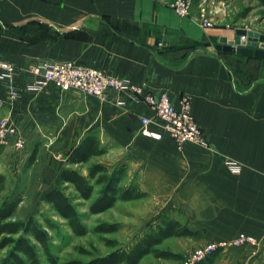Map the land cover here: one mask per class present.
<instances>
[{
  "label": "crops",
  "instance_id": "1",
  "mask_svg": "<svg viewBox=\"0 0 264 264\" xmlns=\"http://www.w3.org/2000/svg\"><path fill=\"white\" fill-rule=\"evenodd\" d=\"M174 1L0 0V59L19 69L36 60L96 68L143 95L165 93L176 107L188 96L209 148L179 149L165 134L142 135L141 116L152 118L151 131L162 132L144 103H101L53 84L29 93L23 72L16 77L20 97L0 108V118L11 119L28 142L69 150L58 183L70 152L95 139L102 156H115L108 171L125 166L141 192L181 212L170 219L183 220L197 239L244 233L260 246L253 257L247 246L230 249L241 256L233 264H264V60L217 51L219 39L233 40L239 28H205L196 0L187 17L173 12ZM6 94L0 83V96ZM227 160L237 163V173Z\"/></svg>",
  "mask_w": 264,
  "mask_h": 264
},
{
  "label": "rangeland",
  "instance_id": "2",
  "mask_svg": "<svg viewBox=\"0 0 264 264\" xmlns=\"http://www.w3.org/2000/svg\"><path fill=\"white\" fill-rule=\"evenodd\" d=\"M198 5L206 4L209 7L212 24L220 26L236 27L264 35V12L255 0H196ZM22 150H16L12 142L6 145L3 156H0V173L5 177L4 191L0 193V206L7 200L19 198V203L13 216L12 222H26L30 218L48 234L51 255L56 264H65L70 261L90 262L96 258L104 257L116 250H128L138 240L149 234L156 233L163 228L170 218H179L181 212L173 210L168 204L161 202L149 195L130 201H116L113 207L100 214H90L89 206L97 197L99 187H95L94 193L89 200H76V193L71 187L58 183L59 164L67 148H52L47 142L26 141ZM34 153V160L29 161L30 154ZM14 157H11V156ZM54 155V156H53ZM94 162L108 165L115 162V156H100L92 159L84 165L69 166L86 175L88 166ZM134 174L126 176L121 185L137 184ZM55 186L62 189L68 196L73 198L77 211L81 214L82 223L86 227V234L75 235L68 227L65 220L59 218L50 206L42 201L45 192ZM75 199V200H74ZM45 219L56 226L49 229ZM182 225L185 222L182 220ZM117 225L113 233L100 234L95 232L99 225ZM234 238V237H233ZM30 242L36 246L37 253L42 264H50L46 255L39 245L28 236ZM232 239V238H231ZM230 240V239H228ZM218 241H202L197 238L171 237L164 240L157 248L162 251L176 254V259H159L152 255L145 256L139 264H186L187 261L199 249L210 243ZM114 243V245H110ZM219 251L213 264H233L232 260L240 259L241 256L234 251ZM13 251V246L0 249V264ZM248 257H253L257 251L246 252Z\"/></svg>",
  "mask_w": 264,
  "mask_h": 264
},
{
  "label": "trees",
  "instance_id": "3",
  "mask_svg": "<svg viewBox=\"0 0 264 264\" xmlns=\"http://www.w3.org/2000/svg\"><path fill=\"white\" fill-rule=\"evenodd\" d=\"M264 12V0H255ZM104 150L100 148L99 142L87 138L74 148L68 158L67 165H84L92 159L100 157ZM34 153L29 161L34 160ZM83 175L75 168L63 169L59 182L66 187H71L76 193V200L91 199L95 187H99L97 197L89 206L90 214H100L115 204L116 201H130L145 197L137 184L121 185L126 176L127 169L120 166L108 171L107 167L99 162L90 164ZM5 177L0 174V193L4 191ZM74 199V200H75ZM19 198L7 200L0 206V249L13 246V251L1 264H42L40 262L36 246L29 241L28 236L39 245L46 259L50 264H56L55 258L51 255L48 234L30 218L26 222H12L9 219L13 216L19 203ZM42 201L54 210L57 216L66 221L69 229L78 236L86 234V227L82 223L81 214L77 211L73 198L68 196L62 189L53 188L44 193ZM49 229H56V226L45 219ZM117 225L103 224L95 228V232L108 234L115 232ZM171 237L198 238L196 232L190 231L185 225L173 219L168 220L163 228L153 234H149L138 240L128 250H116L104 257L96 258L90 262L70 261L65 264H139L148 255L159 259H178L179 256L170 252L159 250L157 247L166 239ZM110 245H114L111 243ZM219 251L214 252L206 259L195 264H213Z\"/></svg>",
  "mask_w": 264,
  "mask_h": 264
},
{
  "label": "built area",
  "instance_id": "4",
  "mask_svg": "<svg viewBox=\"0 0 264 264\" xmlns=\"http://www.w3.org/2000/svg\"><path fill=\"white\" fill-rule=\"evenodd\" d=\"M192 6L193 0H175L170 5L173 12L179 17L189 16ZM210 15L209 7L206 4L199 7V20L205 28L213 26ZM20 72L27 75L25 90L29 93L39 94L48 85L53 84L54 87L63 92H80L87 96L96 97L101 103L121 105L124 103V99L144 103L157 119L162 132L151 131L149 125L153 121L152 118L141 116L142 135L161 139L162 135L165 134L175 142L179 149H182L186 143L196 144L202 148H209L210 146L191 113L190 97H182L178 107H176L169 101L170 99L165 93L158 97L151 94L143 95L139 88L130 85L125 80L108 75L99 69L81 66L73 62L36 60L26 65L24 69H19L0 59V83L7 93L5 97L0 96V108L9 107L19 99L21 90L16 84V77ZM11 142L16 150L24 148L25 140L14 122L7 117L0 118V147ZM226 166L233 173L239 171V166L234 161L227 160ZM240 246H247L249 250L255 253L260 246V240L239 233L230 240L210 243L197 250L186 264H195L216 251Z\"/></svg>",
  "mask_w": 264,
  "mask_h": 264
},
{
  "label": "water",
  "instance_id": "5",
  "mask_svg": "<svg viewBox=\"0 0 264 264\" xmlns=\"http://www.w3.org/2000/svg\"><path fill=\"white\" fill-rule=\"evenodd\" d=\"M215 49L219 52L236 53L264 60V35L245 29H236L233 40L222 37Z\"/></svg>",
  "mask_w": 264,
  "mask_h": 264
}]
</instances>
